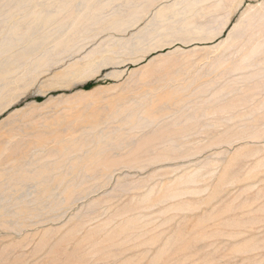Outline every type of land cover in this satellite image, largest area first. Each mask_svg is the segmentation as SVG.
I'll use <instances>...</instances> for the list:
<instances>
[{
  "label": "rangeland",
  "instance_id": "obj_1",
  "mask_svg": "<svg viewBox=\"0 0 264 264\" xmlns=\"http://www.w3.org/2000/svg\"><path fill=\"white\" fill-rule=\"evenodd\" d=\"M0 264H264V0H0Z\"/></svg>",
  "mask_w": 264,
  "mask_h": 264
}]
</instances>
